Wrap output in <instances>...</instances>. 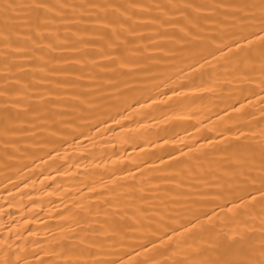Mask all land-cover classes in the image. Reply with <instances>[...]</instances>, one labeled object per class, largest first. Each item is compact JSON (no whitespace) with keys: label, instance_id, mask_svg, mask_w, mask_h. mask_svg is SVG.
<instances>
[{"label":"bare ground","instance_id":"1","mask_svg":"<svg viewBox=\"0 0 264 264\" xmlns=\"http://www.w3.org/2000/svg\"><path fill=\"white\" fill-rule=\"evenodd\" d=\"M0 264H264V0H0Z\"/></svg>","mask_w":264,"mask_h":264}]
</instances>
